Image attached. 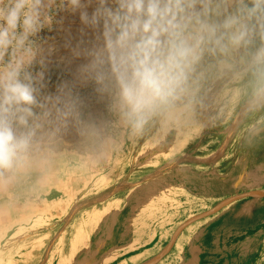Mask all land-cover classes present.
Returning <instances> with one entry per match:
<instances>
[{
	"label": "rangeland",
	"instance_id": "374dc122",
	"mask_svg": "<svg viewBox=\"0 0 264 264\" xmlns=\"http://www.w3.org/2000/svg\"><path fill=\"white\" fill-rule=\"evenodd\" d=\"M213 3L217 23L240 8ZM69 8L28 0L36 30L10 31L0 58V83L17 72L38 102L0 168V264H264V19L242 15L238 43L221 29L184 96L135 129L115 91L79 76L90 30Z\"/></svg>",
	"mask_w": 264,
	"mask_h": 264
},
{
	"label": "clouds",
	"instance_id": "9594fccd",
	"mask_svg": "<svg viewBox=\"0 0 264 264\" xmlns=\"http://www.w3.org/2000/svg\"><path fill=\"white\" fill-rule=\"evenodd\" d=\"M27 4L28 0H16L0 14L6 25H0V58L10 43V31L21 26L25 33L36 30L34 12H23ZM69 4V11L78 12L90 30L81 28L80 39L72 47L73 57L82 58L79 76L115 91L135 129L184 96L205 46L220 45L228 35L218 36L221 29L235 27L229 39L238 43L245 35L242 15L264 19V0H252L251 7L240 0L238 14H227L222 23L212 19L222 14L221 5L213 0H69ZM17 77V72H11L0 83L2 169L10 168L26 147L15 121L27 124L34 115L31 106L38 103L31 84Z\"/></svg>",
	"mask_w": 264,
	"mask_h": 264
}]
</instances>
